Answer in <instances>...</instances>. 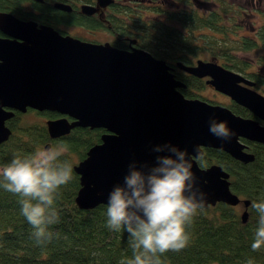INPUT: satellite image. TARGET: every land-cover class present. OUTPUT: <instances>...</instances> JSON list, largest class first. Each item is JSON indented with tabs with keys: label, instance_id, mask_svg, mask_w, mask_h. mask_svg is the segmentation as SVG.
Returning a JSON list of instances; mask_svg holds the SVG:
<instances>
[{
	"label": "trees",
	"instance_id": "1",
	"mask_svg": "<svg viewBox=\"0 0 264 264\" xmlns=\"http://www.w3.org/2000/svg\"><path fill=\"white\" fill-rule=\"evenodd\" d=\"M53 1L0 0V10L49 24L62 33L67 32L61 26L69 25L105 30L116 47H142L165 60L175 78L184 83L179 90L186 97L216 102L198 92L206 86L205 78L174 65L177 60L189 64L206 55L209 59H200L241 73L264 94V15L257 22L248 20L246 15L255 10L245 9L236 0H111L92 14L82 13L79 5L93 4L94 0H55L69 4V11L53 7ZM218 103L236 114L253 117L232 100ZM25 112L42 120H24V112L17 111L6 120L10 134L0 143V168L16 156L44 148L47 142L60 144L65 149L61 160L73 166L89 146L99 141L103 130L74 127L65 136L49 138L43 120L56 114L34 109ZM242 141L253 154L251 161L243 163L222 150L204 147L202 158L197 157L196 162L199 166L218 163L228 172L230 189L248 200L245 221L240 220L237 204L216 202L204 207L188 228L189 245L180 252L163 254L162 264H247L249 259L264 264V248L255 252L251 249L258 221L252 201L264 200V144ZM3 183L0 177V264H120L122 259L132 258L128 233L107 227V204L88 209L75 204L79 183L74 170L72 181L62 186L56 200L60 222L50 228L53 239L42 246L36 244L33 229L21 214V197L6 191Z\"/></svg>",
	"mask_w": 264,
	"mask_h": 264
},
{
	"label": "water",
	"instance_id": "2",
	"mask_svg": "<svg viewBox=\"0 0 264 264\" xmlns=\"http://www.w3.org/2000/svg\"><path fill=\"white\" fill-rule=\"evenodd\" d=\"M110 2L82 3L79 10L92 14ZM53 6L70 10L64 2L55 1ZM0 30L6 34L0 36V143L10 134L6 120L27 109L58 115L45 120L49 138L62 137L76 126L105 130L72 166L78 175L74 202L79 208L107 204L109 192L123 183L130 162L151 165L163 154L152 152V147L170 142L191 154L192 171L208 193L205 207L241 202L240 220L245 221L248 200L230 189L228 172L218 163L199 166L194 150L219 149L243 163L253 159L242 141L264 144V95L251 87L253 80L213 60L174 63L189 74L206 77L205 83L253 115L245 117L224 104L184 96L179 90L184 83L171 67L142 47L129 44L124 49L107 40H84L4 10ZM210 117L226 121L235 135L229 140L216 138L208 130ZM48 146L47 142L44 148Z\"/></svg>",
	"mask_w": 264,
	"mask_h": 264
},
{
	"label": "clouds",
	"instance_id": "3",
	"mask_svg": "<svg viewBox=\"0 0 264 264\" xmlns=\"http://www.w3.org/2000/svg\"><path fill=\"white\" fill-rule=\"evenodd\" d=\"M209 132L221 140L235 133L226 121L210 117ZM264 127V124H262ZM63 148L38 149L26 156H16L0 168L2 187L21 197V214L31 225L37 245L53 239L51 226L60 222L56 207L62 186L73 179V167L61 160ZM163 153L151 165L133 160L122 184L113 186L106 206L107 227L128 233L132 258L120 264H162L167 252H180L190 243L188 228L208 198L199 178L192 171L191 154L171 144H157L151 149ZM202 158L199 148L194 150ZM204 184L207 181L203 182ZM258 213L252 251L264 248V200L252 201ZM247 264H254L252 259Z\"/></svg>",
	"mask_w": 264,
	"mask_h": 264
},
{
	"label": "rangeland",
	"instance_id": "4",
	"mask_svg": "<svg viewBox=\"0 0 264 264\" xmlns=\"http://www.w3.org/2000/svg\"><path fill=\"white\" fill-rule=\"evenodd\" d=\"M236 2H239L241 5L243 4V7L247 10H255L254 14H249L246 15L248 20H255L256 22L260 20V15H264V0H236ZM262 13V14H261ZM246 19V20H247ZM64 28L68 34H72L78 37H81L82 39H88L92 41H104L110 40V35L105 32V30H90L85 27H82L80 25H69V26H61ZM200 58H205L209 59V57L206 55L205 57H200ZM206 86L199 90L198 92L202 94V96L216 101V102H225L227 101L228 96L225 95L224 93H221L217 90H215L211 85L205 84ZM256 91L260 92L258 89L254 88ZM262 93V92H260ZM263 94V93H262ZM24 120H42L41 117H37L33 115L32 113H26L24 112L23 114ZM47 148H63L60 144L56 143V145L49 144ZM47 148H42V149H47ZM64 149V148H63ZM236 208L241 211L242 209V203H238Z\"/></svg>",
	"mask_w": 264,
	"mask_h": 264
},
{
	"label": "flooded vegetation",
	"instance_id": "5",
	"mask_svg": "<svg viewBox=\"0 0 264 264\" xmlns=\"http://www.w3.org/2000/svg\"><path fill=\"white\" fill-rule=\"evenodd\" d=\"M33 1H35V0H33ZM41 1H42V0H41ZM41 1H39V2H41ZM54 2H55V0L52 2V6H53V3H54ZM53 7H54V6H53ZM57 9H58V8H57ZM4 11H5V10H4ZM23 19H29V18L26 17V18H23ZM35 21H36V20H35ZM36 22H37V21H36ZM37 23L39 24L40 22H37ZM41 24H42V23H41ZM43 24H46V23H43ZM47 25H49V24H47ZM50 26H51V25H50ZM53 28H54V27H53ZM55 29H56V28H55ZM57 30H58V29H57ZM58 32H60V31L58 30ZM60 33H62V32H60ZM5 35H6V34L3 33V32L0 30V36H5ZM71 35H72V34H71ZM73 36H75V35H73ZM130 45H134V44H130ZM135 46H136V45H135ZM123 48H124V49L129 48V44H127V46H126V47H123ZM56 116H58V115L56 114L55 116H51V117H47V118H53V117H56ZM47 118H44V120H43V121H44V124H45V120H46ZM76 127H78V126H76ZM73 128H74V127H73ZM97 128H100V127H97ZM71 129H72V128H71ZM71 129H70V130H71ZM70 130H69V132H70ZM104 131H105V130L103 129V130L101 131V133L104 132ZM69 132H68V133H69ZM68 133H67V134H68ZM101 133H100V134H101ZM47 134H48V133H47ZM67 134H65V135H67ZM65 135H64V136H65ZM58 138H59V137H58ZM99 138H100V135H99ZM48 143H49V142H48Z\"/></svg>",
	"mask_w": 264,
	"mask_h": 264
},
{
	"label": "bare ground",
	"instance_id": "6",
	"mask_svg": "<svg viewBox=\"0 0 264 264\" xmlns=\"http://www.w3.org/2000/svg\"><path fill=\"white\" fill-rule=\"evenodd\" d=\"M100 9H102V8H99L98 11H99ZM238 203H241V202H238ZM238 203H237V204H238ZM235 205H236V204H235Z\"/></svg>",
	"mask_w": 264,
	"mask_h": 264
}]
</instances>
